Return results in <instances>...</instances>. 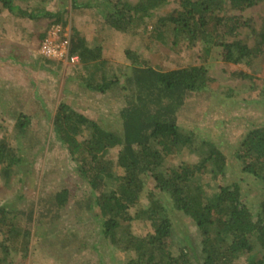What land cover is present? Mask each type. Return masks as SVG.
Masks as SVG:
<instances>
[{"label":"trees","instance_id":"obj_1","mask_svg":"<svg viewBox=\"0 0 264 264\" xmlns=\"http://www.w3.org/2000/svg\"><path fill=\"white\" fill-rule=\"evenodd\" d=\"M0 1L21 18L35 20L46 17L49 20L48 27L38 34L36 49L29 54L33 71L39 68L53 71L55 67H62L61 60L49 58L41 52L49 32L60 27V40L69 38L72 54L79 57L84 68V79L90 75L86 80L87 86L101 92H117L116 95L108 92L115 106L110 114L115 118L114 128L95 119L92 113L81 111L71 101H61L54 115L48 113L53 134L49 139L59 141L67 148L77 173L94 190L88 197L76 201L79 219L89 213L100 223V234L116 262H199L194 255L195 247L192 250L188 243L181 247L178 255L170 249L171 238L174 237L170 216L172 204L174 209L194 221L200 231V264H239L242 258L245 261L241 264H264V252L255 251L258 245L264 249V200L257 212H253L244 202L237 182L222 184L218 191L210 194L197 180L199 175L214 169L216 174H227L230 162L220 147L207 142L209 149L197 162H185L172 168L163 166L162 152L177 154L178 145L187 146L192 140L191 135L179 133L178 112L192 92L208 88L214 80L207 66L192 64L176 70H164L160 63L157 66L161 69L152 63V59H141L135 51L126 49L132 63L126 66L128 72L124 82L117 75L108 77L103 72L99 82L97 76L108 63L104 58L103 45H94L86 34H66L69 25L74 28L73 11L93 10L97 16H102L104 25L130 38L155 41L161 51H168L187 38L193 44L203 43L204 50L193 52L194 59L198 56L206 61L210 52H215L228 62H251L264 54V28L261 38L253 46L244 34L257 29L244 12L264 3V0H62V6L56 8L42 4L24 8L14 0ZM16 50L22 51L20 48ZM14 51L10 60L25 66L26 56ZM125 90L126 93L123 92ZM262 95L264 100V88ZM114 96L122 98V102ZM19 100L15 108V103L10 104L14 108V118L22 117L21 108H25V102ZM87 128L90 134L84 137L82 132ZM29 131L17 127L14 144H8L6 140L0 142V164L6 165L3 175L8 188L12 187V171H15L17 180L14 184L18 182L19 188L25 187L24 175L31 173V168L24 167L25 155L19 154L21 147L17 143L22 144L21 138H16L17 133L23 132L26 136ZM39 138L34 142L30 140V145L37 147ZM40 144L38 151L42 154L44 148ZM153 144L161 149H153ZM112 148H119L116 161L109 156ZM237 157L242 162V172L264 181V124L248 132ZM55 161L50 157L40 168L45 175L39 183L36 200L18 189L17 199L25 198V203L14 204L11 208L0 206V231L5 233V237L0 238V264H16L19 259H27L34 227L45 225V229L54 230L63 208L70 203L72 194L69 187L58 189L55 184L53 188L48 186L51 173L58 171ZM116 168L121 171L120 175L116 174ZM149 178L163 195L168 194V200L152 192L150 205L147 207L141 203ZM109 182H113L115 187L106 193L104 187ZM135 219L149 220L154 231L145 236L134 234L130 223ZM69 247L67 241L63 243L59 256H65ZM92 249L98 252L99 257L88 255L84 261L74 264H104L99 248L93 245Z\"/></svg>","mask_w":264,"mask_h":264},{"label":"rangeland","instance_id":"obj_2","mask_svg":"<svg viewBox=\"0 0 264 264\" xmlns=\"http://www.w3.org/2000/svg\"><path fill=\"white\" fill-rule=\"evenodd\" d=\"M14 2L24 8L37 7L40 4L51 8L62 6V0H14ZM244 15L253 22L258 30H250L248 34H244L248 41L255 46L258 38H261L264 28V3L248 8ZM72 19L74 28L71 25L68 26L66 29L68 36L86 34L94 45L102 44L104 47V58L108 63L97 76L99 82L102 72L108 77L117 75L124 82L126 66L128 67L132 63L126 55V49L135 51L141 59H152V63L158 68L160 67L157 66V63H160L164 70H176L192 64L207 66L208 72L214 77V80L208 85V88L192 92L178 112L179 133L191 135L192 140L187 146L178 145L177 154H166L161 150L163 166L172 168L180 167L185 162L195 163L200 160L201 155L208 151L207 142H213L224 151L229 159L227 174L225 176L216 174L214 169L199 175L197 180L210 194L218 191L222 184L237 182L241 186L244 202L253 212H257L261 201L264 200V181L242 172V162L238 159L237 152L248 132L255 126L264 124L262 95L264 54L251 62L233 63L224 60L220 54L216 55L215 52H210L209 58L203 61L198 56L194 59L192 55L193 52L204 47L202 42L193 44L191 39L186 38L173 45L168 51H161L155 41L148 38H130L104 25L102 16H97L93 10L73 11ZM48 23L49 20L46 17L35 20L21 18L17 13L5 8L3 2L0 1V58H2L0 59V142L6 140L8 144H14L13 136L17 127L20 130L23 128L30 130L26 136L23 132L17 133L16 138H21L22 144L17 143V145L21 147L19 154H24L27 160L24 167L31 168V173L24 175L23 186L25 187L19 188L18 182L14 184L16 176L15 171H12L14 175L11 178L12 187L8 188L5 185L6 177L3 175L6 165L0 164V206L7 205L11 208L14 204L25 203L27 199H17L18 189L26 192L27 197L30 196L32 200H36L39 194V183L45 175L41 169L50 157L54 158V161L56 160L58 171L51 173L49 188H53L54 184L58 189L67 186L72 194L71 201L63 208L62 216L54 230L45 229V225L34 227L33 234H35L32 235L29 257L25 260H17L16 264H74L84 261L88 255L99 257L98 252L92 249L93 245L99 248L104 264H123L120 260L116 262L109 252V247L104 243V238L100 234V223L89 216V213H85V217L79 219L76 201L88 197L94 190L77 173L67 148L61 142L49 139L50 135L53 138V134L52 119L50 120L48 117L49 112L54 115L58 103L71 101L81 111L92 113L95 119H100L104 125L114 128L115 118L110 114L115 110V106L108 92H111L112 95H116L117 92L110 90L101 92L89 88L86 80L90 75L88 74L84 79V68L80 62L68 63L61 60L63 62L61 68L55 67L53 71L39 68L33 71L29 64L33 62L30 61L29 54L32 49H36L38 34L48 27ZM16 48H20L22 51L18 52ZM13 51L23 57L26 56L25 66H20L10 60V54ZM69 76L71 78L67 80ZM123 92L126 93V90ZM19 99L25 102V108H21L23 109L22 117L14 118L13 109ZM116 99L121 102L123 100L120 97ZM12 103H15L14 108L10 106ZM32 133L35 138L40 137L39 144L42 140L40 144L44 148L42 154L38 151L39 144L36 145L37 147L30 145L31 141L35 140ZM89 134L90 129L88 128L82 132L84 137ZM152 146L155 150L161 149L157 144ZM118 149L112 148L109 152V156L114 161H116ZM115 172L118 175L121 174L118 168L115 169ZM114 187L115 184L109 182L104 187V191L108 193ZM152 192L164 200L169 198L168 194L163 195L155 187L152 178H149L140 198L144 206L150 205L153 197ZM171 206L170 216L174 224V237L171 238L170 249L174 255H178L181 247H185L188 243L192 250L195 247L194 255L199 260L197 264H200L202 261L200 259L202 255L200 253L202 239L200 231L194 221L174 209L172 204ZM130 224L136 235L145 236L154 231L149 220L135 219ZM3 237H5V233L0 231V238ZM66 241L70 247L65 256L61 257L59 256L60 250ZM255 251L261 253L264 252V249L258 245ZM244 261L245 258H242L239 264ZM8 264L13 263L8 262Z\"/></svg>","mask_w":264,"mask_h":264},{"label":"built area","instance_id":"obj_3","mask_svg":"<svg viewBox=\"0 0 264 264\" xmlns=\"http://www.w3.org/2000/svg\"><path fill=\"white\" fill-rule=\"evenodd\" d=\"M60 27L54 28L49 32V36L41 46V52L52 59L65 60L68 63L79 62V57L72 54L69 38L60 40Z\"/></svg>","mask_w":264,"mask_h":264}]
</instances>
